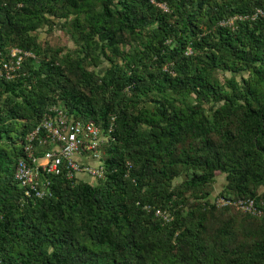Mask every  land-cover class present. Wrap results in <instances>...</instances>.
<instances>
[{"label": "trees", "instance_id": "obj_1", "mask_svg": "<svg viewBox=\"0 0 264 264\" xmlns=\"http://www.w3.org/2000/svg\"><path fill=\"white\" fill-rule=\"evenodd\" d=\"M13 48L32 56L0 75V264H264V216L211 200L225 175L264 210V0H0ZM54 104L114 117L105 178L27 198L16 162Z\"/></svg>", "mask_w": 264, "mask_h": 264}, {"label": "built area", "instance_id": "obj_2", "mask_svg": "<svg viewBox=\"0 0 264 264\" xmlns=\"http://www.w3.org/2000/svg\"><path fill=\"white\" fill-rule=\"evenodd\" d=\"M27 56L32 54L19 48L11 49L7 57L0 53V75L12 78ZM114 126V117L104 130L93 120L83 121L69 115L60 104L50 106L39 124L27 134L24 145L27 157L16 162L14 178L23 189L24 196L31 199L52 197L55 176L96 182L104 179L105 150L102 149L111 141ZM39 148L42 151L37 153ZM212 203L218 207L233 205L243 212L264 216L263 208L253 198L219 196ZM157 214L165 221L173 218L165 211L159 210Z\"/></svg>", "mask_w": 264, "mask_h": 264}, {"label": "rangeland", "instance_id": "obj_3", "mask_svg": "<svg viewBox=\"0 0 264 264\" xmlns=\"http://www.w3.org/2000/svg\"><path fill=\"white\" fill-rule=\"evenodd\" d=\"M230 23H232V20H230ZM39 39L41 41L48 40L52 44H64L68 46H73V42L71 41V39L67 36L65 31L61 29H56L53 33H49L45 29H42L40 31ZM102 150H105V147H103ZM224 183L225 175H219L214 184V190L211 194V200H214L215 198L221 196L220 194L223 189Z\"/></svg>", "mask_w": 264, "mask_h": 264}]
</instances>
